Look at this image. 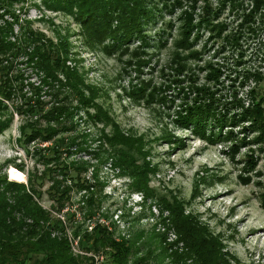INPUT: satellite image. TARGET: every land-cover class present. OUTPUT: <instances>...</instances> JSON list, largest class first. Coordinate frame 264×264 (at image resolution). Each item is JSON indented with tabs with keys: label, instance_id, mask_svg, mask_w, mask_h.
<instances>
[{
	"label": "trees",
	"instance_id": "16d2710c",
	"mask_svg": "<svg viewBox=\"0 0 264 264\" xmlns=\"http://www.w3.org/2000/svg\"><path fill=\"white\" fill-rule=\"evenodd\" d=\"M198 1L40 0L39 3L45 10L68 16L74 22L80 46L89 52L96 50L104 57L112 56L122 64V72L131 69L137 75L150 62L147 50L151 41L145 26L147 23L155 25V13L160 22L164 12L171 16L177 11L173 19L177 31L169 41L167 61L155 70L163 81L152 84L151 78L136 77L132 85H127V90L123 89V97L144 107L157 100L159 104L177 100L170 119L174 129L187 130L189 137L209 146L228 142L226 152L222 153H228L231 159L241 147L246 148V154L236 162L240 165L236 179L241 185H247L251 174H259L255 173L253 150L261 153L264 147V93L259 94L252 87L246 92L245 105L234 96L235 92L227 93L229 97L217 95L219 69L211 60L200 66L196 64L201 55L192 47L198 31L188 40L196 28L191 24V12ZM22 2L24 0H0V133L13 124L12 117L16 116L17 135L11 142L23 150L24 157L35 158L30 170L24 173L23 184L6 181L4 173H0V264H90L91 254H100L101 264H185L186 260L190 264H236L233 255L222 251L224 246L219 234L213 235L204 222L184 211L187 203L196 198L200 184H208L205 177L194 174L186 201L151 188L148 179L156 170L148 162V149L142 135H136L131 129H120L107 109L96 102L100 88L86 83L84 72H78L72 65L67 67V60L78 63L69 57L67 30L60 35L54 28L55 38L51 42L41 32L30 30L28 20H18L12 5L19 4V11L23 12ZM216 2L211 8V2L203 0L200 10L204 17L196 21L199 29L211 31L213 28L207 19L208 10L224 7L233 10L238 6V0ZM252 7L263 8L264 0H255ZM174 21L160 22L161 26L153 33L156 46H166ZM235 36L223 39L224 44L234 48ZM208 39L213 38L208 36ZM133 43L136 45L130 48ZM222 47L223 44L219 50ZM18 67L29 68L36 81H28ZM200 73L203 74L199 83ZM250 77L256 84H264V75L254 72ZM170 89L172 98L166 99L163 92ZM79 111L83 113L82 120L76 116ZM80 121L91 126L99 124L97 134L77 131ZM86 137L88 143L96 144L94 149H88L90 144L85 142ZM157 139L174 145L172 148L177 150L184 146L183 139L173 137L165 127ZM43 142L47 146L29 147L30 143ZM79 153L88 154L94 163L71 157ZM13 160L4 161V165L21 173L24 164H14ZM103 163L115 169V175L129 179L130 191L152 200L160 214L166 212L157 222L167 223L166 230L170 228L175 237L173 242L167 243L163 233H156L153 228H116V223L113 224L104 211H99L100 204L92 198V191L95 185H101L97 180L98 167ZM86 171L89 177L84 179ZM214 179L221 183V179ZM44 180L47 182L45 194L51 203L45 209L38 202ZM256 184L260 183L256 181ZM75 192H82L74 201L77 208L71 213L61 212L62 207L73 203L70 197ZM258 204L264 210V192L259 193ZM74 212L80 219L71 224ZM140 214L134 220L142 218L143 213ZM129 217L125 214L120 219L124 221ZM67 231L69 238L75 240L77 250L89 256L71 253ZM177 242L182 243L179 251L176 247L172 249Z\"/></svg>",
	"mask_w": 264,
	"mask_h": 264
},
{
	"label": "rangeland",
	"instance_id": "374dc122",
	"mask_svg": "<svg viewBox=\"0 0 264 264\" xmlns=\"http://www.w3.org/2000/svg\"><path fill=\"white\" fill-rule=\"evenodd\" d=\"M39 1L24 0L22 6L25 10L23 12L19 11V4H14L12 5L13 14H16L20 21H23V19L28 20L30 30L41 32L51 42L55 38L54 28L60 35H63L64 31L67 30L69 35L67 37L70 50L69 57L78 62L74 64L71 60H67V67L72 65L78 72H84V81L100 88V95L97 97L96 102L101 103L102 108L107 109L108 114L113 116L120 129L125 131L131 129L136 135H142L143 141L146 143L145 148L148 149V162L156 170L154 175L149 176L147 184L151 188H155L154 190L157 193L166 195L169 192L171 195L174 194L175 197L186 201L189 199L188 195H190L192 188L191 181L195 179L194 174L197 173V176L202 175L205 177L208 184H200L196 198L187 203L184 211L191 212L200 222H204L213 235L219 234L224 246L222 251L233 255L236 264H264V210L258 204L259 193L264 192V147L261 153L256 149L253 150L252 158L255 160V173L258 172L259 174L257 176L251 174V182L247 185H241L236 179L240 169V165L236 162L240 161L241 157L246 154V148L241 147L238 150L239 153L231 159L228 153H222L226 152L228 142L209 146L202 140L189 137L187 130L174 129L170 119L173 115L171 111L175 110L174 106L177 104V100H174L173 103L168 100L165 104H159L157 100L148 107H144V105L135 104L128 98L123 97V89L127 90L129 88L127 85H132L136 77L138 79L140 77L151 78L152 84L163 81L157 77L155 70L167 61L169 41L177 31V23L173 20L177 16V11L171 16L164 12L163 19L160 20V22H165L167 19L171 22L174 21L169 37H166L165 47H158L154 44L153 33L161 26V23L158 22V14H153L155 15L154 26L150 23L145 26L144 29L149 36L148 40L151 41V43L149 42L151 47L147 50L150 62L145 68H141V74L137 75L131 69H125L122 72V64L112 56L109 58L104 57L96 50L89 52L80 46V39L79 36H76L77 27L74 22L68 16L64 17L58 12L45 10ZM207 1L211 2V8L216 6V0ZM254 1L238 0V6L233 10H227L225 7L221 10H208L207 19L209 25L213 26L211 31L208 28L199 29L200 27L196 26V21L204 17V12L200 10L203 0H199L195 4L196 8L191 12L193 16L191 24L196 28H193L188 40L190 41L194 32L198 31V38H196L194 47H192V50H198L201 55V60L197 61L196 64L200 66V63L208 62L211 58L214 59L212 63L220 71L217 79L219 84L216 87L219 90L218 96L225 94L226 97H229L230 92H235L234 96L236 98L248 101L246 92L252 87L259 94L264 93V84H256L255 81H252L253 78L250 77L252 73L256 72V70L252 71V68H259L257 60L261 58L264 61V7L253 9ZM4 19L8 20L7 17H4ZM48 21H51L52 24L49 25ZM200 25L203 26V24ZM15 30L16 27L13 25L12 32L15 33ZM208 36L213 39L207 40ZM229 36L236 37L237 44L234 48H229L224 44L225 40L223 39ZM222 44V50H219V46ZM134 45L136 44H131L130 48ZM214 54L216 56L213 58L212 55ZM19 69L23 76L28 77V81H36V77L30 72L29 68ZM150 69L152 70L150 71ZM259 69L263 70L264 66ZM202 74H198L199 83ZM221 74L223 80L218 81ZM226 77L232 79L233 82L228 81ZM244 77L246 78L243 80ZM171 89L163 92V95L167 96L166 99L172 98ZM87 112L90 113L91 109H88ZM76 116H83V113L79 111ZM80 118L82 120L83 117ZM12 119L13 124L0 133V165L2 164L0 173H4L6 181L23 184L26 180L24 173L30 170L35 157L30 156L27 159L23 155V150L12 144V139L17 135L15 129L16 116L13 115ZM164 127L168 132L171 131L173 137L183 139V149L177 150L172 148L174 145H168L157 139ZM98 128L99 124L91 126L88 122L83 124L80 121L76 130L96 135ZM155 138L156 140H154ZM85 142L88 143L87 137ZM88 144H90L89 150L95 148V143ZM43 145L47 146V143H30L29 147L35 149L43 147ZM71 157L81 160L88 159L92 164L94 163L86 153L73 154ZM10 159H14V164H24L21 173L10 166L4 165V161ZM35 168L40 169L39 166H35ZM98 168L97 180L101 185L93 187L92 198L100 204L99 211H104L110 217V221L113 224L116 223V228L121 230H124L126 226L144 230L153 228L156 233L160 234L162 232L165 240L168 225L165 221L162 223L157 222L159 218L165 217V212L160 214L152 200L143 199L139 193L130 191L131 189L128 187L129 179L115 175V169H110L104 163ZM12 171L20 173L23 176L22 180H13L10 176ZM87 177H89L88 171H86L84 179ZM214 177L221 179V183H218ZM256 181L260 184H256ZM46 185L47 182L44 180L39 188L42 194L38 202L44 209L51 204L45 194ZM81 194L82 192L71 194L70 201H73V203L62 207L61 212L71 213L72 210L76 209L77 203L74 201ZM140 212L143 213V217L134 220L136 216L141 215ZM125 214L130 217L123 221L120 217ZM79 219L80 216L74 212L70 223H74V220L79 221ZM84 225H87V222H84ZM158 226L163 227V229L159 228V231H157ZM68 235L69 232L67 231ZM185 264H190V261L186 260Z\"/></svg>",
	"mask_w": 264,
	"mask_h": 264
},
{
	"label": "built area",
	"instance_id": "2783aa9c",
	"mask_svg": "<svg viewBox=\"0 0 264 264\" xmlns=\"http://www.w3.org/2000/svg\"><path fill=\"white\" fill-rule=\"evenodd\" d=\"M246 28V27H245ZM247 32V31H246ZM259 47V45L257 46V48ZM263 57H264V54H263ZM211 61H213L214 62V59H210ZM258 62H259V64H258V67L259 68H261V66H264V61H262V59L261 58H259L258 60H257ZM259 68H252V71H255L256 70V73L257 74H259V75H264V69L263 70H261V69H259ZM238 77H240V75H238ZM223 80V76H222V74L220 75V77H219V80L218 81H222ZM244 105H245V101H244ZM164 215L166 216V212L164 213ZM59 218H61L62 219V217L60 216ZM99 223H101V221H99ZM104 224H105V222H103ZM166 223V222H165ZM159 228L160 229H163V227H160V226H158L157 228H156V230L157 231H159ZM165 230V229H164ZM172 230L171 229H169V230H167L165 233H166V242L167 243H171V242H173L174 241V235H173V233L171 232ZM66 237H67V241H68V244L70 245V251H71V253L72 254H76V253H78L79 255H86V256H89L88 254H83V253H81V252H79V250H77V244L75 243V241L74 240H71L67 235H66ZM181 242H177L176 244H174V246H173V248L172 249H174V247H176L177 248V250L179 251L180 250V248H181ZM91 256V258H92V262L90 263V264H101L102 262H103V257L99 254V255H93V254H91L90 255Z\"/></svg>",
	"mask_w": 264,
	"mask_h": 264
},
{
	"label": "bare ground",
	"instance_id": "6f19581e",
	"mask_svg": "<svg viewBox=\"0 0 264 264\" xmlns=\"http://www.w3.org/2000/svg\"><path fill=\"white\" fill-rule=\"evenodd\" d=\"M10 176H11V178H12L13 180H17V181H21L22 178H23V176H21L20 173H18V172L15 173L14 171H12V172L10 173Z\"/></svg>",
	"mask_w": 264,
	"mask_h": 264
}]
</instances>
